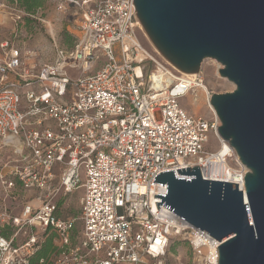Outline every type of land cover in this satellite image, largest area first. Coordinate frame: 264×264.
Returning a JSON list of instances; mask_svg holds the SVG:
<instances>
[{
  "label": "built area",
  "instance_id": "obj_1",
  "mask_svg": "<svg viewBox=\"0 0 264 264\" xmlns=\"http://www.w3.org/2000/svg\"><path fill=\"white\" fill-rule=\"evenodd\" d=\"M49 1L76 22L70 45L54 43L53 58L36 63L34 49L0 42V147L14 145L16 154L0 164V185L34 194L18 215L0 213V229L9 231L0 233V264H30L49 237L53 250L39 264H168L178 238L197 254L195 264H217L219 242L165 201L157 209L154 197L166 193V183L153 181L157 173L189 178L176 169L194 166L204 179L244 191L247 168L218 135V117L180 103L187 98L191 107L200 79L142 46L133 0ZM15 6L14 30L35 23L42 8L28 14ZM209 134L214 151L204 148ZM223 145L232 176H211ZM76 188L78 216H62L59 198Z\"/></svg>",
  "mask_w": 264,
  "mask_h": 264
},
{
  "label": "water",
  "instance_id": "obj_2",
  "mask_svg": "<svg viewBox=\"0 0 264 264\" xmlns=\"http://www.w3.org/2000/svg\"><path fill=\"white\" fill-rule=\"evenodd\" d=\"M143 31L157 52L181 73H199L213 58L235 89L209 103L247 168L237 183L204 179L198 166L157 173L170 209L219 242L217 264H264V0H133Z\"/></svg>",
  "mask_w": 264,
  "mask_h": 264
},
{
  "label": "rangeland",
  "instance_id": "obj_3",
  "mask_svg": "<svg viewBox=\"0 0 264 264\" xmlns=\"http://www.w3.org/2000/svg\"><path fill=\"white\" fill-rule=\"evenodd\" d=\"M3 6L0 5V42L12 41L14 45H18L22 49L31 48L36 51V63H42L51 60L54 56V43L70 45L61 38L64 31L76 35L77 25L72 17H62L53 7V4L46 0L41 10L36 14V22L31 23L26 29L14 30V23L10 20V13L13 12L14 2L10 0H2ZM6 4V5H5ZM15 32H14V31ZM136 36L139 42L147 50L154 53V47L147 37L146 33L140 29L137 30ZM157 51V50H156ZM213 58H205L201 62L200 71L196 74L197 78L202 80L210 95L213 93H227L235 89L233 82L229 81L219 73V69L223 66ZM181 105L187 108L192 114H196L206 118L207 120H216L217 115L209 102H205L203 106L195 112L192 105L190 107L187 98L180 100ZM210 144L205 145V150H216L217 144L215 138L209 134ZM16 157L14 153V145L0 147V164L11 161ZM232 166V162L229 163ZM81 188H76L60 196L59 205L62 216H78L79 213V196ZM34 194L30 191H22L17 189L12 193H5L0 185V213L3 209L8 215H18L22 205L33 200ZM5 232H9L5 229ZM197 258L185 240L178 238L173 240L167 250L166 260L168 264H195L193 259ZM146 264H153L149 259Z\"/></svg>",
  "mask_w": 264,
  "mask_h": 264
},
{
  "label": "bare ground",
  "instance_id": "obj_4",
  "mask_svg": "<svg viewBox=\"0 0 264 264\" xmlns=\"http://www.w3.org/2000/svg\"><path fill=\"white\" fill-rule=\"evenodd\" d=\"M221 67V64L218 65V68ZM137 72H139V70L137 69ZM184 75H187L191 78L196 77V74H187V73H183ZM193 92L190 95V103L194 109L195 112H197L202 106L203 104H205V102H209V93L207 92V88L205 86V84L203 83L202 80H198V82L194 85V88L192 90ZM228 147L223 145L222 147L219 148V152L216 155L217 159L216 162L212 163V166L208 167L209 171L211 172V176H214V174L216 175H222V176H227L226 173L228 175H231L230 170H227V166L228 164L222 161L221 159V155L223 154V152L227 151ZM227 170V172H226ZM210 176V177H211ZM232 176V175H231ZM229 176V177H231Z\"/></svg>",
  "mask_w": 264,
  "mask_h": 264
},
{
  "label": "trees",
  "instance_id": "obj_5",
  "mask_svg": "<svg viewBox=\"0 0 264 264\" xmlns=\"http://www.w3.org/2000/svg\"><path fill=\"white\" fill-rule=\"evenodd\" d=\"M2 0H0L1 2ZM16 3L20 8H22L26 13L33 14L37 8L42 7L46 0H10ZM61 38L67 43H71L72 35L67 31L61 33ZM0 233L6 235L4 230L0 229ZM53 250L51 238H46L41 244L40 248L35 252V254L30 259V264H39V259L46 257L48 253Z\"/></svg>",
  "mask_w": 264,
  "mask_h": 264
}]
</instances>
